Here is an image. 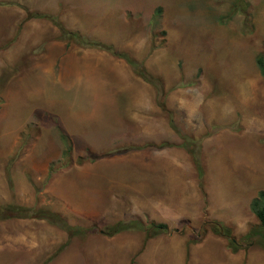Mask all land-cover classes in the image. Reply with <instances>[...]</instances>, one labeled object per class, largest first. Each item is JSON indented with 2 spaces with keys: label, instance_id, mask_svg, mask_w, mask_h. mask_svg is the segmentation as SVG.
<instances>
[{
  "label": "rangeland",
  "instance_id": "1",
  "mask_svg": "<svg viewBox=\"0 0 264 264\" xmlns=\"http://www.w3.org/2000/svg\"><path fill=\"white\" fill-rule=\"evenodd\" d=\"M260 53L264 0H0V216L9 205L29 209L0 225L18 224V236L29 231L33 242L30 252L7 248L8 259L264 264V229L250 208L264 189ZM127 76L149 84L150 136H131L128 121L102 143L84 79L113 82L116 90L126 78L125 89L136 87ZM143 143L161 156L176 150L189 158L174 169L181 178L150 181L171 197L173 211L116 204L105 187L79 211V188L94 189L97 160L103 170L126 167L112 156ZM118 222L128 228L109 235ZM217 226L224 231L214 232ZM4 258L0 251V264H12Z\"/></svg>",
  "mask_w": 264,
  "mask_h": 264
},
{
  "label": "crops",
  "instance_id": "2",
  "mask_svg": "<svg viewBox=\"0 0 264 264\" xmlns=\"http://www.w3.org/2000/svg\"><path fill=\"white\" fill-rule=\"evenodd\" d=\"M119 71L120 70L115 69L114 78L117 79ZM130 79L132 81H129V83H136V87L132 86L133 88H131L129 86L125 89L127 86L126 80H128L125 78L123 80L125 84L122 85V80L118 81V85H120V87L113 90L111 89L113 82H105L102 81V79H97L96 77H85L84 83L86 87V94L89 95L90 98H93L91 107L93 108L94 119L91 123L96 139L103 140L107 137L106 132H108V130L124 131L127 127L128 121L134 125L133 128L130 129L132 131L131 136L135 137L136 131L141 134L139 136H150L148 126L150 124L149 119L151 115L149 114V110L147 108H149L152 101L149 84L141 78L137 79L134 76H131ZM108 85L110 87H108ZM144 88L145 90H143ZM154 99L155 98H153V100ZM73 106L74 105H72V107ZM144 109H147L148 113L146 112L144 114ZM78 121L81 123L82 120L79 119ZM79 130H82V128L80 127ZM104 141L105 140H103L102 143H104ZM144 144L145 143L135 146L125 155L117 154L112 156V161L123 160V162L127 163L126 167L117 166L115 169L103 170V167H105L102 160L103 158L97 160L95 163L97 171H94L93 176L95 179L93 180L95 182V186L93 187L94 189L92 190L87 187L79 188V191L82 192V195L79 197V211L87 209L82 204H93V202L97 203L99 199H91V194H93V196L101 194V188L104 190V187L105 190L108 191L113 189L111 193V196L113 197L110 201L115 202L116 204L119 203L121 199L127 203H135L137 209L142 208L144 210H151L155 212H157V210L158 212L160 210L161 212L165 210L173 211L172 207L169 206L170 202H168L171 197L168 198L167 193H163L164 189H158L156 185L154 183L151 184L150 181L159 180L161 176L164 177V174H166V177L170 179L181 178V172H176L175 170L181 169L182 166L180 165H182V160H185L186 165H190L189 158L187 156H182L181 152L176 150L174 153L167 154H164L163 150L162 153L164 156H161L157 154V152L151 151L149 147H145ZM165 166H168L169 168L166 172L164 171ZM96 179H102L104 182ZM98 187L99 189H95ZM124 196L125 198L122 199ZM101 201L103 202L104 198ZM95 210L98 209L95 208ZM163 217L164 216L161 218L163 219ZM156 218L157 217L154 215V219ZM2 225L3 226L0 225V251H2L3 258L6 256L4 259L9 262L11 261L7 257V248L14 249L19 246L22 251L28 250L27 252H30L29 249H31V243L33 242L29 238V231L26 238L22 239L18 236V224H5V221H3ZM6 226L13 227V231H9ZM213 236L211 234L209 237ZM13 243L14 246L11 247ZM27 256L31 255L29 254ZM11 263L14 264L12 261Z\"/></svg>",
  "mask_w": 264,
  "mask_h": 264
},
{
  "label": "trees",
  "instance_id": "3",
  "mask_svg": "<svg viewBox=\"0 0 264 264\" xmlns=\"http://www.w3.org/2000/svg\"><path fill=\"white\" fill-rule=\"evenodd\" d=\"M73 37H77V35L73 36ZM87 40L82 39V42L85 43ZM86 44H90V41L86 42ZM257 61V66L260 70V73L262 75V77L264 78V53H260L256 59ZM138 74L142 77H144L146 80H150V78H148V75L142 72V70H137ZM163 145H161L162 147ZM72 151V147L69 146L68 148L66 147V154L69 155ZM99 158V156L96 155H88V160L90 161H95ZM194 161H196V164L199 166V158L198 155L195 154V156L193 157ZM85 158H81V161L83 162ZM70 165V164H68ZM250 208L252 210V212L257 216V218L260 221L261 224V228L264 229V189H261L258 191V193L256 194V196L251 200L250 203ZM6 210L9 212L6 216H0V218H4L5 217H14L16 215H23L21 212L24 211H29V209L23 208L22 206H17V205H9L7 206ZM13 215V216H12ZM22 217V216H20ZM50 221H57V219L59 218L62 223H63V227H65V225L67 226V224H65L64 220L58 215L55 214L53 212H49V216L47 217ZM161 227H165L166 225L164 223H160L158 224ZM128 228V226H126L125 224H123V222H118V225H114L112 226V231L108 232L109 235L115 234L118 231H122L124 229ZM77 228L76 227H70L69 231L76 232ZM216 233H222L224 231L222 226H217L215 230H213ZM233 242V241H232ZM261 245L264 246V237L263 240L260 241Z\"/></svg>",
  "mask_w": 264,
  "mask_h": 264
}]
</instances>
